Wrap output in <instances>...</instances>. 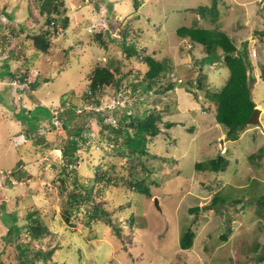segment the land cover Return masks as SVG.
Wrapping results in <instances>:
<instances>
[{
    "label": "rangeland",
    "instance_id": "374dc122",
    "mask_svg": "<svg viewBox=\"0 0 264 264\" xmlns=\"http://www.w3.org/2000/svg\"><path fill=\"white\" fill-rule=\"evenodd\" d=\"M43 2L0 0V264H19L26 244L34 264H262L257 259L264 253V0H218L217 12L209 8L212 0H51L58 15L42 12ZM47 17L51 32L41 51L32 36L46 27ZM181 25L220 29L247 50L259 126L248 124L235 140L226 137V127L215 121L216 102L206 94L220 89L229 71L219 61L202 59L204 46L178 36ZM123 27L137 36L139 56H127L120 47ZM103 29L108 39L101 43L96 34ZM143 55L169 64L170 79L160 82L173 87L158 94L159 101L139 93L127 97L121 90L141 76ZM102 66L122 77L121 86L104 84L97 102H87L92 71ZM73 105L78 115L93 117L76 159L67 161L62 148L70 136L59 113ZM150 107L171 125L159 123L161 131L147 141V156L119 153L107 137L118 134L103 129L98 117L117 127L113 111ZM253 152L260 162H251ZM218 154L227 160L224 169L195 168ZM17 161L18 179L11 173ZM103 173L109 179L96 178ZM133 173H149L143 178L148 193L132 187ZM214 195L223 202L212 206ZM95 204L105 207L115 229L105 216L90 217ZM191 205L200 208L189 213ZM8 214L22 228L6 241ZM32 219L45 227L39 236L27 228ZM187 228L192 245L181 249Z\"/></svg>",
    "mask_w": 264,
    "mask_h": 264
},
{
    "label": "trees",
    "instance_id": "16d2710c",
    "mask_svg": "<svg viewBox=\"0 0 264 264\" xmlns=\"http://www.w3.org/2000/svg\"><path fill=\"white\" fill-rule=\"evenodd\" d=\"M217 1L218 0H212L211 6L209 7L212 12H217ZM50 2L51 0H44L42 6H40L41 11L43 12L48 10L50 12V10L52 9L56 12V15H58L59 13H57V7L54 4L52 5ZM136 2L137 1H134V5L136 4L137 6ZM63 20V23L66 24L67 18L65 17ZM45 21L46 27L32 36L34 46L36 47V49L41 51L47 50V36L51 32V29H48L47 27L49 24H51L50 18L47 17ZM104 32L105 29H103L102 32H98L96 34L97 39L100 40L101 43H104L105 38L108 39ZM123 33L124 34L122 35V39H120L118 42L124 53L127 56H139L140 52H138L135 47L137 36L134 33L133 35H131L132 31L128 27H123ZM176 33L178 34V36L188 37L190 41L203 45L206 51V56L202 59H206L207 57V59H209L210 61H219V63L227 67L229 75L226 79V82H224V85L218 90L207 92L206 95L209 99L216 102L215 120L217 123H221L226 127V137L232 140L237 139L240 135V131L247 127V125L249 124L248 118L252 113L254 107L256 106L255 101H253L251 97V87L254 81V77L253 74L250 73L251 67L249 64L250 61L247 50L238 49L231 41L229 36L220 29L207 28L202 26L181 25L176 29ZM126 35L128 37H126ZM218 48H220L221 51H218ZM141 58L143 59L142 64L145 65V69L143 70L141 76L139 77V75H136L132 82L128 84L130 89L121 88V90H123L125 93L127 91V97L139 93L146 96H155L154 101H159L158 97L156 96L164 92L165 89L173 87L172 83L168 82L166 87L162 88L160 82L170 79V75H165L166 71L170 69L169 64L165 60H156L151 55H143L141 56ZM18 78L20 79V77ZM89 80V91L84 93L83 99L91 103H93L92 100L94 99V103L97 102V99L94 97L96 96L99 88L104 84L113 83L118 89L120 88L122 83V77H116L114 74V69L110 70L104 66L95 67ZM31 87H34V84H31ZM137 100H139V98L136 99V101H132V103H136ZM142 100V102L145 101L144 99ZM74 107V105L66 106L65 109L61 113H59L61 116L62 127L68 130V135L70 136V138L67 140L66 146L62 148L64 158H66L67 161H72L74 160V158L76 159V155L74 152L80 147L79 142L86 141V137L82 133L83 129L86 125L89 124L90 119L93 117V113L91 112H84V114L78 115V112L75 111ZM111 110L112 109L110 108L107 109V111ZM113 112L112 115L117 122V127H114V125L110 121H102V116L98 117V123L102 125L103 129L110 128L112 131L118 134L119 137L122 138L123 141H119L118 136L116 137V139H114L113 136H107L111 141L114 142L113 146L117 144L115 148L116 150L120 151L119 153H124L129 150L132 154L136 155V157H140L143 155L147 156V154H149V152H147V150H149L148 145H146L147 141L151 139V137H155L156 135H158L162 128H166L171 125V121H165L163 119V116H161L154 107H150V109L147 108L141 113L127 112L113 114ZM35 121H33V123H35ZM49 122L53 127L51 121ZM160 122H163L162 128L159 126ZM252 125L259 126V124ZM260 150H262V148H260ZM249 158L251 159V162L261 161L258 160L256 152L250 154ZM20 162L21 161H17L15 169L11 171L16 179L21 178L22 176L21 172L17 171V166L20 164ZM139 162L142 163L141 160ZM226 164V158L218 154L208 161H197L195 163V168H197L198 170L208 169L218 172L224 169ZM143 169L144 172H146L147 168L145 166H143ZM104 173L102 175H97L96 178L100 180L106 178ZM148 174L149 173H146L142 176L135 173L131 174L128 178L130 181H133L135 183V185H132V187H135L137 190L143 193H148V187L143 184V178L148 177ZM106 179L109 178L107 177ZM114 183L116 184L117 180H115ZM83 186H85V189L88 190V187L86 185ZM70 196L75 202L79 200V198H77L78 195L75 193H71ZM237 201L239 200H236V202ZM222 202V199H220L217 195H214L211 199L210 204L214 206L217 203ZM94 207L95 208L90 215L91 218L98 219V217L101 218L108 214L105 210V207L97 204H95ZM70 209H67L66 211L68 212L70 211ZM8 216L12 218V220L8 224V229L3 236V239L6 241L9 240L12 234L19 235L22 228L21 226L12 222L14 220V217L12 215L8 214ZM130 217L132 221V214L130 215ZM105 221H107V223L113 226V228L115 229V225L113 224L110 216H105ZM32 222L34 224L28 226L26 225L29 231L33 234V236L41 235L45 231L44 225H42L38 221V219H32ZM222 237L226 238V235L222 234ZM192 241L193 231L190 228H187L180 235L179 247L181 249L189 248L192 245ZM25 247H27V244ZM25 247L21 251L19 264H34L30 261L31 256L29 257V255L26 253ZM32 253L33 256L40 254L43 258L46 257L43 255V253H39L38 251H33ZM46 255H49V253H46ZM257 260L260 263L264 264V253L259 255V258Z\"/></svg>",
    "mask_w": 264,
    "mask_h": 264
},
{
    "label": "water",
    "instance_id": "95a60500",
    "mask_svg": "<svg viewBox=\"0 0 264 264\" xmlns=\"http://www.w3.org/2000/svg\"><path fill=\"white\" fill-rule=\"evenodd\" d=\"M259 114H260V109L259 107H254L252 113L250 114L249 118H248V123L251 124H258L260 122L259 119ZM157 197H154V203L156 205V207H158V202H157ZM209 207H211V205H208ZM200 208V205H191L189 206L188 211L189 213H196L198 211V209Z\"/></svg>",
    "mask_w": 264,
    "mask_h": 264
},
{
    "label": "clouds",
    "instance_id": "9594fccd",
    "mask_svg": "<svg viewBox=\"0 0 264 264\" xmlns=\"http://www.w3.org/2000/svg\"><path fill=\"white\" fill-rule=\"evenodd\" d=\"M194 43H196V42H194ZM198 44H199V43H198ZM214 62H217V61H211V64L214 63ZM125 100H126V102L128 101V99H125ZM116 103H119V102L116 101ZM110 107H111V105L108 106V108H110ZM255 107H256V106H255ZM111 123L114 124V121H112ZM259 123H260V122H259ZM259 123H258V124H259ZM249 124H251V123H249ZM247 127H248V126H247ZM245 128H246V127H245ZM245 128H244V129H245Z\"/></svg>",
    "mask_w": 264,
    "mask_h": 264
},
{
    "label": "crops",
    "instance_id": "0c3cea01",
    "mask_svg": "<svg viewBox=\"0 0 264 264\" xmlns=\"http://www.w3.org/2000/svg\"><path fill=\"white\" fill-rule=\"evenodd\" d=\"M216 121V120H215Z\"/></svg>",
    "mask_w": 264,
    "mask_h": 264
}]
</instances>
